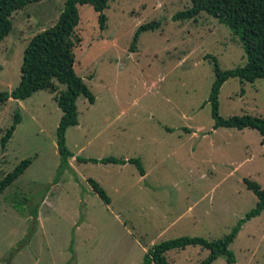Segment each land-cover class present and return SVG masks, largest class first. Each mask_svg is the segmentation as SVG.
Segmentation results:
<instances>
[{"label": "rangeland", "instance_id": "rangeland-1", "mask_svg": "<svg viewBox=\"0 0 264 264\" xmlns=\"http://www.w3.org/2000/svg\"><path fill=\"white\" fill-rule=\"evenodd\" d=\"M64 0L27 4L10 16L0 42V91L19 80L22 50L52 26ZM189 0H114L102 11L103 29L88 4L77 5L73 70L94 97L75 100L77 125L65 130L72 154L60 167L54 93L40 90L0 108V138L17 112L20 122L0 145V179L20 161L26 169L0 192V264H141L153 244L177 237L207 241L226 235L254 208L242 179L264 189V146L252 129L212 128L207 96L220 70L245 64L237 36L205 13L173 21ZM140 32L131 48L135 29ZM75 38L79 39L75 42ZM264 119V82L227 79L218 115ZM113 157L132 164L76 161ZM95 181L109 199L91 190ZM32 209L36 217L31 215ZM228 249L231 264H264V211L239 227ZM198 246L168 250L169 264H198ZM211 264H228L219 256Z\"/></svg>", "mask_w": 264, "mask_h": 264}, {"label": "trees", "instance_id": "trees-1", "mask_svg": "<svg viewBox=\"0 0 264 264\" xmlns=\"http://www.w3.org/2000/svg\"><path fill=\"white\" fill-rule=\"evenodd\" d=\"M42 0H0V42L10 33V16L27 4ZM114 0H64L63 9L55 23L47 29L36 33L22 50L19 66V80L17 85L9 91H0V108L9 99L25 100L33 93L46 90L54 93L56 83L64 89L53 96L61 114L55 128V146L60 157V167L67 166V159L72 154L65 147V130L77 125L75 100L83 96L88 104H92L94 97L82 79L73 70L74 57V29L78 23L77 5L88 4L98 14L99 29H103L105 17L102 11L107 3ZM190 6L185 10L172 15L173 21H187L195 19L200 13L216 19L225 25L233 35L237 36L245 54V64L231 70H220L214 57L205 56L213 65L214 79L207 96L210 107L212 128H233L236 130L252 129L260 136V144L264 146V119L243 114L222 118L218 115V93L221 85L229 78H236L242 82L253 83L255 80L264 82V0H189ZM159 22H150L139 25L132 36L131 48L136 43L140 32L156 28ZM79 39L75 38V42ZM20 122L17 112L13 114L12 123L0 138L3 147L11 137L16 125ZM76 161L125 164L136 167L140 176L143 169L138 159L118 160L113 157L100 159H78ZM30 164V159L20 161L13 169L0 179V192L9 186ZM92 192L104 203L109 199L102 188L92 179H87ZM245 188L255 197V206L242 219L238 220L226 235L217 240L207 241L199 237H177L157 244H153L142 258L141 264H169L164 257L165 252L173 249H183L187 246H198L208 251L206 257L198 264H211L217 257L223 256L228 264L234 262L233 254L228 249L239 227L245 221L258 216L264 211V189L251 180L242 179ZM31 215L35 218L34 209Z\"/></svg>", "mask_w": 264, "mask_h": 264}, {"label": "crops", "instance_id": "crops-1", "mask_svg": "<svg viewBox=\"0 0 264 264\" xmlns=\"http://www.w3.org/2000/svg\"><path fill=\"white\" fill-rule=\"evenodd\" d=\"M124 160H125V158H124ZM141 177H143V176H141ZM166 253V252H165ZM165 255V254H164Z\"/></svg>", "mask_w": 264, "mask_h": 264}]
</instances>
